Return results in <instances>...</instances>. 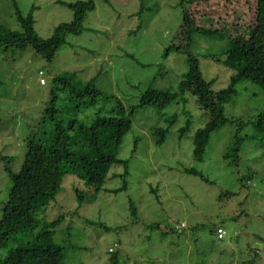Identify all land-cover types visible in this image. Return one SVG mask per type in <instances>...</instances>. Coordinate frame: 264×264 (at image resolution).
Listing matches in <instances>:
<instances>
[{
    "label": "rangeland",
    "instance_id": "374dc122",
    "mask_svg": "<svg viewBox=\"0 0 264 264\" xmlns=\"http://www.w3.org/2000/svg\"><path fill=\"white\" fill-rule=\"evenodd\" d=\"M55 1L0 0V22L20 31L13 3L24 15L34 6L36 34L48 38L55 26L73 17ZM92 3L81 31L65 35L64 45L51 62L29 47L0 51V154L11 158L5 164L13 171L23 159L29 127L51 98L55 75L71 72L82 81L93 79L104 94L120 100L126 109L137 105L149 87L174 91L187 71V55L170 50L165 56V50L188 42L180 37L185 10L196 20L202 19L201 23L208 18L217 21L205 33L194 32L187 50L197 58L202 76L219 90L229 84L238 64L223 56L231 33L217 29L221 24L230 26L237 16L245 18L249 26L256 14L255 0H207L200 6L187 3L184 8L183 0ZM38 70L44 75L39 76ZM236 90L237 96L225 106V116L246 122L239 133L246 137L253 132L252 122L264 114V95L249 81L238 83ZM184 97L185 108L175 103L162 112L151 107L133 112L132 126L117 154L118 159L129 161L125 190L112 192L123 185L122 165L111 167L99 191L68 175L54 200L38 211L40 221H60L54 240L65 247L62 264H109L112 256L120 264H264V147L256 148L245 140L239 161L225 157L238 128L229 122L211 134L203 160H194L192 136L206 118L193 97ZM112 106L113 101L101 100L78 114V119L89 122L98 109L107 113ZM174 114L176 122L165 141L157 144L152 133L166 127L165 119ZM187 118L189 131L180 137ZM5 164L0 160V216L11 187ZM183 167L195 168L208 183L184 173ZM180 223L186 227L173 230ZM218 223L225 231L221 241L211 232ZM18 238H22L20 234L0 250V259L19 244Z\"/></svg>",
    "mask_w": 264,
    "mask_h": 264
},
{
    "label": "trees",
    "instance_id": "16d2710c",
    "mask_svg": "<svg viewBox=\"0 0 264 264\" xmlns=\"http://www.w3.org/2000/svg\"><path fill=\"white\" fill-rule=\"evenodd\" d=\"M205 1L207 0H183V8L187 3L200 6ZM55 3L68 8L73 17L71 21L55 26L51 35L44 39L39 37L34 29L33 12L36 7L32 6L24 15L14 2L15 18L20 31L11 30L0 22V51L29 47L44 61L51 62L56 52L64 45L65 35L79 33L87 11L93 9L92 0L69 3L57 0ZM255 12V18L249 26L245 24V18L237 16L233 18L230 26L221 24L223 26L220 25L221 28L217 29L231 33L229 48L223 56L226 61L238 64L237 70L229 78V84L219 90H214L213 81L202 76L197 58L187 50L194 32L205 33L211 30L213 23L217 21L208 18L206 23H201L202 19L196 20L185 10L180 37L188 42L180 47L171 46L165 50V56L169 55L170 50H180L187 55V71L181 76L176 90L149 87L141 94L137 105L126 109L120 100L104 94L93 79L82 81L76 73L71 72L55 75L52 79L51 98L44 104L38 119L29 127L30 132L24 140L23 159L18 170H11L5 164L11 158L0 154V160L5 164V172L11 182L8 199L2 205L0 216V250L5 249L9 240L16 235L20 234L22 237L17 239V246L7 250V254L0 259V264H62L65 247L54 240L55 226L60 221H40L36 219L38 211L54 200L62 181L68 175L77 177L84 184L93 185L95 190L99 191L105 184L111 167L122 165L124 171L120 177L123 185L112 192L126 189L125 178L129 173V161L118 159L117 154L124 136L132 126L131 116L138 108L151 107L162 112L175 103L185 108L187 100L184 96L187 94L193 97L196 107L206 118L204 126L197 129L192 136L193 159L199 162L203 160L211 134L229 122L236 123L238 128L234 145L225 157H233L235 162L239 161L240 146L245 140L254 143L256 148H263L264 114L252 122L253 132L246 137L239 134L246 122L225 116V106L238 94V83L249 81L259 87L264 95V0H255ZM208 17L212 16L208 14ZM101 100L113 101V106L105 111L107 113L98 109L89 122L78 119V114L96 106ZM183 113L187 114L185 110ZM176 120L177 116L171 115L165 119L166 127L154 130L152 135L156 137L157 144L165 141L169 128ZM190 123L187 118L179 130L180 137L189 131ZM181 170L208 183L203 174L193 167H183ZM113 176L111 175V178ZM250 178L247 176L246 179ZM78 199H82V194L78 195ZM131 211L134 213L136 209L131 206ZM185 227V223H180L174 225L173 230L177 232ZM218 229L224 231L223 225L216 224L211 232L221 241L225 237V231L224 237L219 239ZM35 230L39 231L35 235L30 234ZM109 261V264H120L115 256Z\"/></svg>",
    "mask_w": 264,
    "mask_h": 264
},
{
    "label": "built area",
    "instance_id": "2783aa9c",
    "mask_svg": "<svg viewBox=\"0 0 264 264\" xmlns=\"http://www.w3.org/2000/svg\"><path fill=\"white\" fill-rule=\"evenodd\" d=\"M43 82V81H42ZM183 225V224H182ZM217 237L219 238V239H222L223 237H224V231L223 230H221V229H218L217 230Z\"/></svg>",
    "mask_w": 264,
    "mask_h": 264
},
{
    "label": "clouds",
    "instance_id": "9594fccd",
    "mask_svg": "<svg viewBox=\"0 0 264 264\" xmlns=\"http://www.w3.org/2000/svg\"><path fill=\"white\" fill-rule=\"evenodd\" d=\"M38 75H39V76H43V75H44V72H43V71H39V72H38ZM39 81H40V83H41L42 85L45 84L44 79L41 78ZM42 81H43V82H42Z\"/></svg>",
    "mask_w": 264,
    "mask_h": 264
}]
</instances>
